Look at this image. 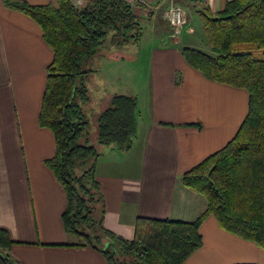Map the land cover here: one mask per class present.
<instances>
[{"label":"crops","instance_id":"obj_1","mask_svg":"<svg viewBox=\"0 0 264 264\" xmlns=\"http://www.w3.org/2000/svg\"><path fill=\"white\" fill-rule=\"evenodd\" d=\"M228 1L180 0L186 23L179 33L157 19L155 0L148 8L145 20L159 44L146 53L149 80L145 96H137L133 146L126 153L106 147L96 162L103 225L121 238L133 239L139 217L193 222L207 209L206 198L181 178L236 135L248 112V93L208 79L189 65L181 49L199 47L192 37L194 22L203 25L199 9L219 12ZM100 57L138 60L126 52L102 51L91 64L94 72H100ZM52 59L37 22L0 0V228L14 242L13 264H108L99 251L69 246L75 242L62 220L65 191L46 166L55 154V137L38 125V116ZM117 94L100 93L94 119ZM85 109L91 114L90 100ZM200 232L203 245L183 264H264V249L222 229L215 216Z\"/></svg>","mask_w":264,"mask_h":264},{"label":"trees","instance_id":"obj_2","mask_svg":"<svg viewBox=\"0 0 264 264\" xmlns=\"http://www.w3.org/2000/svg\"><path fill=\"white\" fill-rule=\"evenodd\" d=\"M77 2L3 0L7 8L37 22L53 52L38 125L55 137V154L46 166L65 191L63 224L78 240L69 246L99 251L108 264H183L203 245L200 228L213 215L222 229L264 249V0L228 1L219 12L199 9L210 50L187 46L182 55L208 79L247 91L248 112L222 149L181 178L206 198V211L193 222L139 217L132 240L103 225L105 202L96 162L106 147L122 153L132 148L138 101L130 95L112 96L95 119L92 139L86 82L94 72L92 62L112 39H121L120 47L139 43L144 32L139 13L148 6L133 9L127 0ZM110 242L113 246L107 247ZM13 243L0 228V264H13Z\"/></svg>","mask_w":264,"mask_h":264},{"label":"rangeland","instance_id":"obj_3","mask_svg":"<svg viewBox=\"0 0 264 264\" xmlns=\"http://www.w3.org/2000/svg\"><path fill=\"white\" fill-rule=\"evenodd\" d=\"M77 3H82L84 0H78ZM158 1V0H155ZM170 1V0H169ZM168 0H164L163 4L158 7L157 10V19L161 20L164 26H166L167 22L164 19V12L166 6L169 3ZM181 6V5H180ZM149 7H144L139 13V18L141 19L142 25L144 27V32L140 38L138 44H135L133 41H129L125 43L123 47H120L118 37H115L112 41H110L102 51L108 52L112 51H119L120 53L126 52L129 56H135L137 61H118V62H110V60H106L104 57H100L99 59V70L96 72L91 73L90 84L91 89L88 92L90 98V107H91V114L88 113L87 117L90 122L89 131L92 133V139H94V134L96 130L94 114L97 112L96 105H98V96L100 93H104L105 91L108 92H118L120 94H131L134 95L136 98L138 95L145 96V87L147 81L149 80V63L147 62V55L150 46L152 44H159L156 41L155 33H153L152 25L149 23L148 20H145V16L148 13ZM148 9V10H146ZM186 19V16H185ZM197 19V18H196ZM200 19V18H199ZM198 20V19H197ZM202 23L201 20H198ZM163 26V27H164ZM194 26L196 27V34L193 35L194 40L198 43V48L202 51H209L210 46L207 42V37L204 32L203 25L197 26V22H194ZM171 29V28H170ZM173 30V29H171ZM182 30V29H181ZM180 30V31H181ZM174 32V30H173ZM200 43V44H199ZM118 47V48H117ZM125 49V50H124ZM93 69V68H92ZM100 73V76H99ZM87 80V81H88ZM72 242H77L78 240L74 237H71Z\"/></svg>","mask_w":264,"mask_h":264},{"label":"built area","instance_id":"obj_4","mask_svg":"<svg viewBox=\"0 0 264 264\" xmlns=\"http://www.w3.org/2000/svg\"><path fill=\"white\" fill-rule=\"evenodd\" d=\"M153 0H127L133 9H137L140 5H151ZM164 19L175 33H179L186 23L185 12L182 6L174 0H170L164 12Z\"/></svg>","mask_w":264,"mask_h":264},{"label":"water","instance_id":"obj_5","mask_svg":"<svg viewBox=\"0 0 264 264\" xmlns=\"http://www.w3.org/2000/svg\"><path fill=\"white\" fill-rule=\"evenodd\" d=\"M106 246H107V247H108V246H113V243L110 242V243H108Z\"/></svg>","mask_w":264,"mask_h":264}]
</instances>
